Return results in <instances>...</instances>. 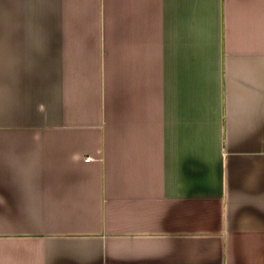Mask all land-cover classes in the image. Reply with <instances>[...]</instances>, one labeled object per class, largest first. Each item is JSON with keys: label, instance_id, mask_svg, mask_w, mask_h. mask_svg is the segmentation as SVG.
Listing matches in <instances>:
<instances>
[{"label": "crops", "instance_id": "0c3cea01", "mask_svg": "<svg viewBox=\"0 0 264 264\" xmlns=\"http://www.w3.org/2000/svg\"><path fill=\"white\" fill-rule=\"evenodd\" d=\"M0 264H264V0H0Z\"/></svg>", "mask_w": 264, "mask_h": 264}]
</instances>
